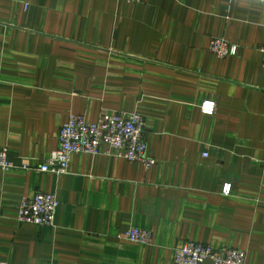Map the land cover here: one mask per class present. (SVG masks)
I'll use <instances>...</instances> for the list:
<instances>
[{"label": "crops", "instance_id": "crops-1", "mask_svg": "<svg viewBox=\"0 0 264 264\" xmlns=\"http://www.w3.org/2000/svg\"><path fill=\"white\" fill-rule=\"evenodd\" d=\"M212 38L235 53H211ZM262 45L263 0H0L9 159L38 166L69 115L120 111L143 116L155 159L147 167L103 146L72 153L63 174L0 170V264H177L185 241L264 264ZM205 99L213 115L200 111ZM36 192L59 200L54 225L17 220ZM131 227L150 243L118 237Z\"/></svg>", "mask_w": 264, "mask_h": 264}, {"label": "built area", "instance_id": "built-area-1", "mask_svg": "<svg viewBox=\"0 0 264 264\" xmlns=\"http://www.w3.org/2000/svg\"><path fill=\"white\" fill-rule=\"evenodd\" d=\"M126 1L136 3L141 0ZM208 48L218 57L234 54L236 51L235 45L222 38L210 39ZM259 50L264 66V45ZM215 108L216 102L212 99H205L200 104V111L205 115H213ZM103 146L106 151L113 150L119 157L131 162H141L147 167L155 162V159L146 153L143 116L136 111H120L107 113L94 122H87L82 115H69L59 130V147L38 166L31 165L25 159L14 163L9 159L8 150L0 147V170L18 168L63 174L67 170L72 153L97 154ZM221 193L229 195L231 183H225ZM58 206L59 200L52 193L36 192L31 196H23L20 199L17 220L20 223L52 226ZM118 237L148 244L152 233L146 229L131 227ZM173 260L177 264H203L207 260L212 264H246V252L230 247L214 249L202 243L185 241L174 249Z\"/></svg>", "mask_w": 264, "mask_h": 264}]
</instances>
